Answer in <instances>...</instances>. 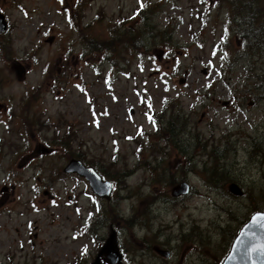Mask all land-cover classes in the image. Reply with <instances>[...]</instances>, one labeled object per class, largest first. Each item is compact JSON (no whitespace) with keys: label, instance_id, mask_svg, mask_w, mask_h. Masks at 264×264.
I'll return each instance as SVG.
<instances>
[{"label":"rangeland","instance_id":"374dc122","mask_svg":"<svg viewBox=\"0 0 264 264\" xmlns=\"http://www.w3.org/2000/svg\"><path fill=\"white\" fill-rule=\"evenodd\" d=\"M142 2L0 0V264H92L112 229L125 264H222L263 210L264 30L244 31L264 0ZM144 7L166 49L92 50ZM72 158L117 185L109 200L63 173Z\"/></svg>","mask_w":264,"mask_h":264},{"label":"water","instance_id":"95a60500","mask_svg":"<svg viewBox=\"0 0 264 264\" xmlns=\"http://www.w3.org/2000/svg\"><path fill=\"white\" fill-rule=\"evenodd\" d=\"M7 30L8 23L6 17L0 12V34L6 33ZM52 42L53 38L49 39V43ZM11 69L16 72L19 80H23L26 77V69L22 64L14 62ZM36 152L37 154H47L51 153V150L46 147H40ZM64 172L67 174L76 173L86 178L97 195L106 199L110 198L113 184L103 181L102 177L94 168L86 167L80 161L73 159L66 166ZM231 190L237 195H241L237 186L234 185ZM189 192L190 186L188 183L183 182L180 186L173 189L172 195L174 197H180L189 194ZM258 217H264V213H257L244 225L232 246L230 254L223 264H264V248L261 247L264 246V229L253 223ZM259 223L264 224V219H260ZM103 255L106 256L109 264H122V255L117 246L116 231L112 232L94 264H101V257Z\"/></svg>","mask_w":264,"mask_h":264},{"label":"trees","instance_id":"16d2710c","mask_svg":"<svg viewBox=\"0 0 264 264\" xmlns=\"http://www.w3.org/2000/svg\"><path fill=\"white\" fill-rule=\"evenodd\" d=\"M144 11H141L140 14H137V19L135 18L131 19V22H133V28H129L128 26L123 25V27H120L119 29L115 30L113 33V37L111 39L103 41L99 46L94 45L93 51H109L112 52L113 55H120L122 52L120 49H123L125 51H128L130 53H134L135 56H149V51L155 50L158 47H161L163 49L167 48V45H165L164 40H160L158 43L152 42L151 40L156 41L157 39V32L158 28H155L153 26H150V9H147L145 7ZM139 19V20H138ZM143 19V23H140V20ZM264 16L259 14H254L252 16V20L248 22L247 27L245 29L244 37H246L249 41L250 37H258L259 34L254 30L255 28H259L264 30ZM130 21L128 22V24ZM257 23L259 27L257 26ZM92 44H94L92 42ZM148 51V52H146ZM113 68L119 70H123L120 65L117 64L116 59L112 60ZM176 121L175 117L170 118L168 122V126L172 127L173 122ZM173 128V127H172ZM257 207H263L261 209H264V203L263 205H256ZM260 209V208H259ZM258 211V210H256Z\"/></svg>","mask_w":264,"mask_h":264},{"label":"bare ground","instance_id":"6f19581e","mask_svg":"<svg viewBox=\"0 0 264 264\" xmlns=\"http://www.w3.org/2000/svg\"><path fill=\"white\" fill-rule=\"evenodd\" d=\"M258 34V33H257ZM188 215H186L187 217ZM193 221L196 222L197 221V218L193 217ZM194 225H196V223H194ZM173 237L175 236L174 234L172 235ZM153 237V236H152ZM168 237H166L165 239H158L156 238V245H158V247L160 248V250H158V253L161 255V257L163 256L164 258L166 259H170L173 255V252H176L175 249H176V246H172V248H166L164 249L165 245L169 244V239H167ZM224 238V236H223ZM225 239V238H224ZM154 240H151V242H153ZM220 243L222 244V241H220L218 239V241H214V240H210V242L207 244L209 247H213V248H220ZM117 246L120 248V245L118 244V241H117ZM181 248V247H179ZM222 248V247H221ZM194 248L191 246L190 248H188L186 250V252L184 253V255L182 256V259L185 261V262H188L190 260L191 257H193L194 255ZM157 252V251H156ZM149 264H157L155 261H152L150 262Z\"/></svg>","mask_w":264,"mask_h":264},{"label":"snow or ice","instance_id":"6c2138e0","mask_svg":"<svg viewBox=\"0 0 264 264\" xmlns=\"http://www.w3.org/2000/svg\"><path fill=\"white\" fill-rule=\"evenodd\" d=\"M144 5H143V2H142V0H141V8L143 7ZM153 123H154V121H153ZM109 187H111V185H109ZM260 219H264V217H258L256 220H254V225H256V226H258V227H260V228H262V229H264V224H260L259 223V220ZM262 248H264V246H261Z\"/></svg>","mask_w":264,"mask_h":264},{"label":"flooded vegetation","instance_id":"af4514ba","mask_svg":"<svg viewBox=\"0 0 264 264\" xmlns=\"http://www.w3.org/2000/svg\"><path fill=\"white\" fill-rule=\"evenodd\" d=\"M19 150H20V159H21V145H20ZM6 191H8V188L6 189Z\"/></svg>","mask_w":264,"mask_h":264}]
</instances>
